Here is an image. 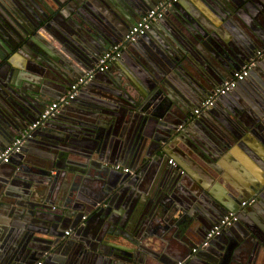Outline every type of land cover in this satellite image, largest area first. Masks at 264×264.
Here are the masks:
<instances>
[{
  "label": "water",
  "instance_id": "obj_1",
  "mask_svg": "<svg viewBox=\"0 0 264 264\" xmlns=\"http://www.w3.org/2000/svg\"><path fill=\"white\" fill-rule=\"evenodd\" d=\"M22 1L27 7L28 15H32L31 17L36 21V23H34L36 24V27H38L36 33L35 28H33V31H29L23 27L21 28L17 26L14 21L16 20L21 23L20 19L15 17L13 14L14 12L12 13L8 6L0 3V48L2 49H0V128H2L0 134L3 137L0 138L2 141L9 136L11 138L0 147V152L31 123L35 122L37 117L47 105L53 101H59L61 97L66 94L67 88L77 78L83 76L87 71H89L93 64L96 63L98 57L107 51L106 46L103 48L97 47V44H99L98 40H100L101 43L104 41V44L107 43L109 44V47H111L119 43L122 37L127 33L128 29L132 26L129 25L125 32L123 26L116 27L108 25L105 19H103L102 12L105 11L103 10V5L106 3L116 5L115 7L117 9V13L121 14L123 12L122 9L117 6L119 5L117 0ZM156 1L159 0H155V2ZM220 1L225 5L224 9L228 8L231 12L235 11L233 5H231L228 0ZM256 1L257 0H255V3H257ZM199 3L212 10L215 9L213 4H217L216 0H206L205 3L202 0H199ZM192 5L193 9H189L188 5L180 1L179 3L169 7L165 14L168 15L169 12L172 11L176 12L172 13L174 16L170 18V24L172 26L171 32L179 35L180 40L184 41V44L189 45L191 49L194 47V40L197 39L196 36H194L195 34H193V30L205 39L207 38V34H205L202 28L208 30V27L211 28L210 24L215 25L216 28L221 27V29H223L226 33L236 38L237 36L241 37V34H249L250 24L248 25V19L244 16L236 14L240 19V22L237 20L235 21L240 28L239 30L232 24V28L229 26V19L227 17H221L222 15L227 16L225 12L222 13V9L216 11V13L220 16L217 18L218 24H216L212 18L207 16L208 14L206 12H202L200 10L201 8H199L197 4L193 2ZM152 7L153 4L152 6L147 7L145 12ZM94 17L97 18L93 23L92 19ZM202 20L204 21L202 22ZM77 21H80V23L83 24V27ZM99 23L109 33L106 31L102 32L99 29ZM155 25L156 24H154L152 28H155ZM87 28H89V32L91 29L94 33L98 32L97 34H100V39H98V37L97 39H93L96 45L91 43L90 46L86 47L81 43L84 39L82 34L78 31L84 29L87 32ZM46 30L57 41L46 38L44 35ZM69 31H71V33H76L79 40L73 38V34L70 35ZM10 33L14 34L16 39L15 41L12 40ZM211 34L209 35L211 36ZM140 38H143V36L139 37V39ZM109 39H111V41ZM183 45L182 47L178 45L179 48H177V46L174 48L190 68L188 69V67L183 64L179 67L185 71L184 74L187 76H193L191 70L194 68L205 85L210 87L206 91V94H194L186 87L184 89L179 88V92L177 96H175L167 90L160 89L161 84L159 83L151 89V87L146 88L149 85L143 86L138 82L136 85L137 88L134 90V95L138 96L127 99L131 105L133 104V106L137 107L136 115L133 109L128 108L124 103L121 105L124 109L121 110V106L118 105H105L107 101L106 98H108L110 94H113V92H95L94 88L97 87L95 85V81H97L100 77L106 78V76H108L107 74L112 70L113 64L122 61L121 59L123 58L120 57L117 61L112 63L110 68L105 72L95 73L93 79L80 89L77 97L72 103H69L68 105H61V108L54 116L45 121L41 127H38L36 130L30 132L29 137L26 139L27 142H25L21 148V152L14 155L8 164L0 163L2 165L10 166L13 170V172L7 176V182H3L2 185L0 184V216L8 213L2 212V210H10L12 207L13 209L23 207V210L24 207L29 205V203L24 204V202L32 200L33 202H38L39 204L41 203L37 208L39 212L52 214L59 219L60 223L57 224L59 228L61 227V231L63 230L61 221L66 220L67 217L72 218L77 216L79 217V223H84L85 220H82L83 216L79 213V207L81 205L82 193L86 192L83 188V181L90 178V176L86 174L84 170L74 165L76 163L68 165L65 164V166L63 165L62 167L55 165L54 168L51 169L42 166L36 167L31 163H26L23 159L25 155L27 156V154H29V148L31 146L29 143L34 141L36 138L40 140V138L44 137L43 133L47 132V136H45L46 139H44V145L50 152H52L53 150L51 149V146L55 148L57 144H65L67 140L73 138L71 136L78 133L82 136L76 137L78 141H82L80 143L81 146H78L82 151L95 145L96 149H99V153L100 149H103V144L101 143L102 135L105 130L106 132L111 130L114 135V130H117L119 127L118 125L124 122L126 126L123 129L124 136H122L121 140L123 141L125 139V129L127 130L128 124H133L134 133L139 131L137 135H141L137 141L139 142L138 148L145 150L143 143H140V138L143 135L148 139L156 137H153L150 134V131L146 128L147 116L144 114L150 113L151 109L159 107L160 104L162 107V100L165 96H167L168 101H171L176 104V106L180 107V110L187 116L192 105L193 111L195 108L200 106L203 100H205L214 89L220 87L225 82L219 83V81H216V77L220 73L219 70L211 69L210 71L206 66H198V64L192 61L189 57V52H187ZM227 48L223 50L225 55L223 66L225 69H230L231 71L228 79L226 78V81H228L232 77L233 73L239 70L245 62H249V60L242 62L237 69H233V63L238 62L236 60L238 52L235 47L233 48L230 45ZM162 55L166 56L165 53H161L159 56L162 59ZM16 57H19L20 59L18 60L21 62H17V66L16 62H14ZM55 74L58 76L53 77ZM250 77L251 75L249 73L248 77L243 82L239 83L237 87L244 88V86L248 84L246 80H249ZM24 84H26L27 88L23 90ZM236 88L230 93L236 92ZM160 90L164 93L162 94ZM49 91L52 92L49 93ZM89 93H91V96L85 99ZM228 94L221 98L227 99L229 96ZM253 96L256 98V100L254 98L256 103L259 104V102H261L264 106L263 94L260 95L259 91H256ZM218 102L220 103L221 101L218 100ZM171 104L165 108V113L168 114L173 111ZM153 105H155V107ZM140 107L145 108L143 109L144 112ZM126 114L128 115V118H125ZM144 117L145 122L143 121ZM54 124H56L55 127H53ZM58 125H64V133L60 132ZM70 128H72V131L67 132ZM54 129L56 130L55 133L58 136H56V139L51 138L49 135V132ZM143 129H145L144 132ZM238 130L242 132V128ZM256 131L260 133L258 130ZM250 132L259 140L260 143L264 144V140L260 135L254 133L253 131ZM162 133L163 135L159 144L160 155L157 156L156 159H162L164 157L171 158L170 160H172L181 170L180 175L173 176V179L176 177L183 178L185 173V175L188 176L194 183L195 186L191 185L192 187L187 189V198L190 200H197V202L200 200H206V202H217L219 206L225 210L223 212L224 214L220 215V217L216 219L218 221L221 220L228 212L236 213L238 220L235 224L239 226L243 225L241 227L250 232V238L243 237V239L245 241L249 239L253 240L252 244L258 242L257 247L259 249L262 248L264 253V231L263 233L259 232V230L262 229V226H258V228L260 227L259 230L255 231V227L251 228V226L244 224V220L241 217L243 215L241 210L248 209V205L244 208H240L241 203L246 200L253 198L255 199L254 203H256V201L259 203L264 199V197H262V195H264V154L260 155L254 151V159L255 162L257 161L256 164H258L257 166H259L260 169V172H258L259 175H256V180L252 175L246 173H243L240 176L233 174L234 176L232 175L231 178V176L229 177L226 174V172H228L226 165H222L223 158L219 160V157L221 156V147H216L211 144V142L207 139V136L200 131L196 132L193 125L187 127L186 125H180L170 129L166 127L165 131ZM50 134L53 135L52 132H50ZM237 138L239 142L245 143L253 140L251 136L247 135V133L244 134V136ZM129 147V151H131V146ZM251 150L253 149L251 148ZM67 151L68 153L66 154V159H68L70 153L75 156L81 154V151L76 149H68ZM224 153H227V151ZM19 160L24 163L23 169L21 168V164L17 162ZM188 161H193L199 168L204 170L206 175L209 173V176L214 180L211 181V178L209 176L207 177L202 172L203 177L200 176L197 178L194 173L198 171V168L194 164H187ZM130 162L134 164L135 160L131 158L128 162L120 160V162L115 163H105V161H103L100 163V167L106 170L107 173H115L120 176H123L124 174L126 176L134 177L137 172L128 166L131 165ZM140 163L142 164V161ZM115 165L130 168L131 170H134L135 173L134 175H129L121 171L114 170L113 166ZM29 166L31 169L28 168ZM35 168L38 169L35 170ZM52 170L55 171L52 172L53 174H51ZM162 175L163 173L161 174V177ZM117 182L114 181L113 183ZM107 183L108 181L104 182V187ZM12 184L20 188L18 193H12V190L9 188ZM126 184V179L120 177V183L118 185H110L109 189H106V185L105 192H107L102 199L103 202L109 203L108 206L111 205L112 208H123V205H125V202L127 201V197L126 192H123L121 187ZM111 188L112 191H110ZM216 189H219V191H216ZM178 190L179 189H177V191ZM259 196L260 198H258ZM148 200L141 204V207L136 212V215L132 219H127L125 224L123 222L124 219L122 218L121 220L117 217L112 218V214L114 213L112 211L108 215V217H110V221L106 218V221L104 219V222H110L108 225H110V227L114 230H107V232L103 233V237L98 236L96 233L93 241H83L79 240L77 237L68 238V241L71 242V247H73L74 244V247L69 250H79L81 248L89 253L83 257V251L79 252L76 257V263L99 264L100 262H110L111 264H209L206 260L202 259L201 256H196V258H194L195 253L205 250L206 248H202L200 245L193 247V244L186 241V239L190 238L191 232L188 229V226H185L187 214L185 211L183 213H178L182 206L178 205L179 202L175 199L173 193L168 192L164 199L154 201V205H150ZM210 206L213 208L211 203ZM257 214L264 218L263 211ZM252 217L256 225H259L260 222L257 217ZM203 218H208L207 213H203ZM53 221L56 222V220ZM113 225L117 228L113 227ZM48 229L49 228H47V230ZM210 230L211 229L205 231L201 241L204 240L206 234ZM112 231L119 232V234H121L120 237L122 238L118 239V237L116 238L114 236V238L107 240L105 238L106 236H113ZM58 237L59 236L53 238L52 242H55V244H59L60 246L61 240L58 239ZM217 237L218 236L213 239H216ZM169 238L172 242H176L181 247L176 250H164ZM76 241L78 242L77 244L74 243ZM52 242H45L42 244L40 241L41 247L40 249L38 248V255L44 251L48 253V250L52 249L54 246ZM70 244L65 245V247H67L66 249H68ZM157 247H160L161 250H157ZM185 247H187V249L191 248L190 252H187ZM193 249H196V252L193 253ZM229 251L228 253H226L227 251H224V253L229 255V258L231 257L232 259L233 250H231V253ZM184 253H187L185 258L183 257ZM69 254L70 253H68V255ZM250 255L248 258V264H264V259L262 258L257 263L258 253L252 254L251 251ZM63 257L64 260L67 259L66 255ZM50 258L51 254L49 253L45 258L47 260L45 261V264L51 263L49 261Z\"/></svg>",
  "mask_w": 264,
  "mask_h": 264
},
{
  "label": "crops",
  "instance_id": "obj_2",
  "mask_svg": "<svg viewBox=\"0 0 264 264\" xmlns=\"http://www.w3.org/2000/svg\"><path fill=\"white\" fill-rule=\"evenodd\" d=\"M11 1L16 7V12L13 10V14L20 19L22 23L21 25L18 21L13 20L16 25L29 31H33V28H35L36 33L38 30L36 24H34L36 21L31 17L32 15H28L27 7L23 1L21 0V3L19 1L16 2L15 0ZM202 1L205 3L206 0ZM228 1L233 5L235 11L231 12L228 8L224 9L225 5L222 4L220 0H216L217 4H213L215 7L213 10L200 4L199 0H182L183 3L188 5L189 9H193V2L197 4L199 8H201L200 10L206 12L208 14L207 16L212 18L216 24H218L217 18L220 17L216 11L222 9V13L225 12L227 16L220 14L222 15L221 17H227L229 19V26L231 27L233 25L239 30L240 28L235 21L237 20L240 22V19L236 14L244 16L248 19V25L250 24L249 34H241V37L237 36L236 38L226 33L221 27L216 28L215 25L209 23L211 28L208 27V30L202 28L205 34H207V38L205 39L193 30V34H195L194 36H196L197 39L194 40V47L191 49L189 45L184 44V41L180 40L179 35L171 32L172 26L170 24V18L174 16L172 13L176 12H169L160 23L155 25V28H152L151 26L146 31V35L143 36V38H138L134 43H124V49L121 54V57L123 58L121 59L122 61L113 64L112 70L107 74L108 76H106V78L100 77L95 81L97 87L94 88V91H101L102 93L113 92V94H110L108 98H106L107 101L105 105L114 104V106H121L124 103L128 108L133 109L135 115L137 107L133 106V104L131 105L127 99L138 96L134 95V90L137 88L136 85L138 82L143 86L149 85L146 88L151 87V89L159 83L161 84L160 89L167 90L175 96H177L179 88L184 89L186 87L194 94H206V91L210 87L205 85L196 73V70H194V68L192 70L190 69L193 76H187L184 74L185 71L179 67L183 64L187 66L188 69L190 68L175 50V46L179 48V46L182 47L183 44V47L189 52L188 54L191 60L198 64V66H206L210 71L211 69L219 70L220 73L216 77V81H219V83L226 81L231 71L230 69H225L223 66L225 61L223 50L229 45L233 48L235 47L238 52V55H236V60L238 62L233 63V69H237L242 62L247 60L255 61V66L250 71L251 77L249 80H246L248 84H246L244 88L237 87L236 92L228 94L229 96L227 99L220 98L219 101L221 102L219 103L217 101L218 103L214 109L201 114L202 116L200 115L198 118L192 117L193 105L186 116L185 113L180 110V107L176 106V104L171 101H168L167 96H165L162 100V107L160 104L159 107L151 110L149 109L151 111L150 113L146 112L147 114H144L147 116L146 128L150 131V134L153 137H156L148 139L143 135L144 137L142 136L140 138V143H143L145 150L138 148L139 142L137 141L141 135H137L139 131L134 133L133 124H128L127 130L125 129V139L123 141L121 140L122 136H124L123 129L126 126L124 122L118 125L119 127L117 130H114V135L111 130L109 132H106L105 130L102 135L101 143L103 144V149H100L99 153V149H96L95 145L82 151L78 147L81 146L80 143L82 141L76 139V137L80 136L78 133L71 136L73 138L67 140L65 144H57L55 148L51 146V149L53 150L52 152H50L44 145V139H46L45 136H47V132L43 133L44 137L40 138V140L36 138L34 141L30 142L29 144L31 146L29 148V154H27V156L25 155L23 159L26 163H31L36 167L42 166L50 169L54 168L55 165L62 167L63 165L65 166V164L76 163L74 165L84 170L86 174L90 176V178L83 181V188L86 192L82 193L81 205L79 207V213L82 214V216H85L86 220L84 223H79V217H67L66 220L61 221V224L63 225V230L61 231V227L59 228L57 224L60 223L57 217L52 214H44L38 211L37 208L41 203L39 204L38 202L30 200L24 202V204L29 203V205L24 207L23 210V207H18V209H13L12 207L10 210H2V212L8 213L0 216V264H45V261H47L45 258L49 253L51 254V258L49 259L51 262L50 264H77L76 257L79 252L83 251V257L89 253L81 248H78L79 250H69L74 247V244L73 247H71V242L68 241V238L77 237L79 240L93 241L96 233L98 236L103 237V233L107 232V230H114L108 225L110 222H104V219L105 221L106 218H108V220L110 219L108 215L112 211L114 212L112 218L117 217L120 218V220L122 218L124 219L123 222L125 224L127 219H132L136 215V212L143 202L149 199L148 202L150 205H154V201L164 199L168 192L173 193L175 199L179 202L178 205L182 206L181 208L179 207L180 209L178 213H183L185 211L187 214L185 226H188V229L191 232L190 238L186 239V241L193 244V247L201 245V240L205 231L212 229L213 226L219 222L216 219L224 214L223 212L225 210L215 201L206 202V200H200L197 202V200L188 199L186 195V193H188L187 189L192 187L191 185H194V183L186 175H184L183 178L176 177L173 179V176L180 175V168L168 164V160L171 158L164 157L162 159H156V157L160 155L159 144L163 135L162 132L165 131L166 127L170 129L180 125H186V127L193 125L196 132H202L207 136V139L211 144L216 147H221V156L219 157V160L223 158L222 165L225 164L228 168L226 174L229 177L231 176L232 178L233 174L240 176L241 174L246 173L252 175L256 180V175H259L258 172H260V169L259 166H257L258 164H256L257 161L255 162L254 157L255 152L260 155L264 154V144L260 143L250 131L260 135L264 140V106L261 102H259L260 105L256 103V98L253 96L256 91H259L260 95L263 94L264 96V0H257V3H255V0ZM117 2L123 11L121 14L118 13V15H124L125 18L123 19L128 18L130 20V23L124 26L126 32L128 26L136 23L139 17L147 10V7L152 6V4L154 6L157 1L117 0ZM20 13L23 16H20ZM24 18L29 20L26 21ZM203 21L204 20H202V22ZM77 22L83 27V24L80 23V21ZM99 29L104 32L102 28L99 27ZM78 32L82 34L84 41L82 40L81 43L86 47L90 46L91 43L96 45L93 39H97V37L98 39L101 38L100 34L98 35L97 32L95 34L91 29L89 32V28H87V32L84 29L81 31L79 30ZM69 34H73V38L79 40L76 33H71V31H69ZM209 34H211V36ZM10 35L12 40L15 41L14 34L10 33ZM44 35L48 39L50 38L57 41L47 30L44 32ZM123 37L120 42L123 40ZM109 40L111 41V39ZM98 41L99 44H97V47H109V44H104V41L103 43H101L100 40ZM258 50L263 51V56L261 58H255L257 57L255 52ZM160 52L165 53L166 55H162L163 59L159 56L161 55ZM18 59L20 58L16 57L14 60L16 66L18 63H21ZM160 91L162 94L164 93L162 90ZM51 92L52 91H49V93ZM90 96L91 93H89L85 99ZM54 102L57 101H53L52 103ZM170 104L173 111L167 114L165 113V108L170 106ZM153 106L155 107V105ZM121 109H124V107L121 106L120 110ZM143 109L145 108H141L144 112ZM125 118H128L127 114ZM143 121L145 122V117L143 118ZM55 126L56 124H54L53 127ZM58 126L60 132L64 133V125ZM240 127L242 128V132L238 130L241 129ZM1 129L2 128H0V133ZM144 130L145 129H143V132ZM55 131V129L50 131L53 135L49 132L50 137L53 139H56L57 136ZM71 131L72 128L68 129L67 132ZM246 133L251 136L253 140L247 141V143L239 142L237 137L244 136ZM0 137L3 138L1 134ZM1 138L0 147L3 146L6 141L11 139L10 136L6 137L3 141ZM25 142H27V140ZM129 146H131V151H129ZM251 148L253 150H251ZM68 149H76L81 151V154H79L80 156H75L70 153L68 159H66ZM225 151H227V153H224ZM131 158H133L135 162L134 164L130 162L131 165L128 166L137 172L134 177L126 176L124 174L123 176H120L115 173H107L106 170L100 167V163L103 161H105V163H115L120 162V160L128 162ZM20 161L21 160L17 162L21 164V168L23 169L24 163ZM141 161L142 164L140 163ZM188 163L192 165L194 164L198 168L196 173L199 176L193 172L197 178L200 176L203 177L202 173H205L202 168H199L193 161H188L187 164ZM28 168L31 169L30 166ZM36 169L38 168H35V170ZM12 172L13 170L10 166L0 164L1 185L3 182H7L6 178ZM52 172L55 171L52 170L51 174H53ZM162 173L163 175L161 177ZM209 175L210 174L207 173L206 176L208 177ZM120 177L127 181V184L121 187L123 192H126L127 201L125 202V205H123V208H112L111 205L108 206L109 203H104L102 200L107 192H105V187L107 185L106 189H109L110 185H118L120 183ZM210 178L211 181L214 180L212 177ZM105 181H108V183L104 187ZM114 181L118 182L113 183ZM9 188L12 190V193H18L20 190V188L14 186V184L9 186ZM177 189L179 190L177 191ZM110 191H112V188ZM216 191H219V189H216ZM262 197H264V195H262ZM258 198H260V196ZM210 203L215 210L210 206ZM250 205L247 206L248 209H240L243 213V215L241 214V217L244 220V224L251 226V228L255 227V231L259 230L260 227L258 228V226H262L261 228L263 230L261 229L259 232L263 233L264 218L260 217L257 213L264 212V199L259 203L256 201V203ZM204 212L208 215V218L206 219L203 218ZM252 216L257 217L260 222L259 225H256ZM53 220H56V222ZM241 226L233 224L229 229H224L225 231L223 230L224 232L220 236L216 239L210 240V244H208L205 250L195 253L194 258H196V256H201L202 259L206 260L209 264H248V258L251 256L250 254L252 251V254L258 253L257 263L261 258L264 259L262 248L259 249L257 247L258 242L252 244L253 240L249 239L245 241L243 239V237H249L250 232L246 231ZM113 227H115V225H113ZM47 228L49 229L47 230ZM66 231H70L69 236H65L64 233ZM112 233L113 236H106V234V237H104L107 240L114 238V236L116 238L118 237V239L122 238L120 237L121 234H119V232L112 231ZM57 236H59L58 239L61 240L60 246L59 244L52 242L53 238H56ZM40 241L42 244L45 242H52L54 246L52 249L48 250V253L44 251L38 255V248L40 249L41 247ZM74 243L77 244L78 242L76 241ZM67 244H70L68 249L65 247ZM180 247L181 246L174 241L172 242L169 238L164 250H176ZM185 249H187V247H185ZM190 249L188 248L186 251L190 252ZM157 250L160 251V247H157ZM231 250H233L234 255H232V259L226 254L228 251L231 253ZM224 251L227 252L224 253ZM68 253L70 254L68 255ZM63 254L66 255V260L63 259ZM184 254L183 257L185 258L187 253ZM99 264L111 263L100 262Z\"/></svg>",
  "mask_w": 264,
  "mask_h": 264
},
{
  "label": "built area",
  "instance_id": "obj_3",
  "mask_svg": "<svg viewBox=\"0 0 264 264\" xmlns=\"http://www.w3.org/2000/svg\"><path fill=\"white\" fill-rule=\"evenodd\" d=\"M180 1L181 0H159L151 9L141 15L136 23H134L128 29L121 42L109 47L106 52L101 54L96 66L93 69H90L83 76L77 78L69 86L68 92L59 101L47 105L37 117L35 122L31 123L0 152V163L8 164L14 155L21 152V148L23 147L26 139L29 137L30 132L36 130L38 127H41L45 121L54 116L59 111L61 105H68L76 97L79 89L93 79L95 73L106 71L112 62L118 60L121 57L122 50L124 49V43H134L139 37L143 36L152 25L157 24L161 20L169 7L179 3ZM258 56H260L259 52L257 53V57ZM254 66V60L245 63L239 70L233 73L232 77L228 81H225L220 87L214 89L208 95V97L203 100L200 106L192 111V114L199 117L201 114L211 109L216 103L217 99L227 95L232 90H234L239 83L243 82L248 77ZM168 164L176 166L172 160H169ZM113 169L129 175H134L135 173L134 170H131L127 167H122L120 165L113 166ZM254 202L255 199L253 198L246 200L241 203L240 208H244L247 205L253 204ZM85 219L86 218L83 216L82 220ZM237 220V215L234 212L223 216V218L219 220V222L206 234L200 247L206 248L211 239L219 236L224 229L230 228L237 222ZM64 234L65 236H69L70 231H66ZM192 252H196V249H193Z\"/></svg>",
  "mask_w": 264,
  "mask_h": 264
},
{
  "label": "flooded vegetation",
  "instance_id": "obj_4",
  "mask_svg": "<svg viewBox=\"0 0 264 264\" xmlns=\"http://www.w3.org/2000/svg\"><path fill=\"white\" fill-rule=\"evenodd\" d=\"M16 1V0H15ZM17 1H19L20 3H21V0H17ZM127 1V0H126ZM130 1V0H129ZM182 1V0H181ZM12 4H11V3ZM0 3H2L3 5H6V6H8V8L10 9V11L13 13V10H14V12H16V7H13L14 5H13V2L11 1V0H0ZM20 3H18V4H20ZM26 3V2H25ZM103 5V4H102ZM104 6V9L103 10H105L104 12H102V14H103V19H105V21H106V23L108 24V25H113V26H116V27H120V26H125V25H127L129 22H130V20L127 18V19H123V18H125V16L124 15H118V13H117V9H116V5H110V4H108V3H106V4H104L103 5ZM117 6H119V5H117ZM168 11V9L166 10V12ZM166 12L164 13V15H163V17L161 18V20L165 17V14H166ZM20 16H23V15H21V13L19 14ZM16 17V16H15ZM17 18V17H16ZM96 18L97 17H94L93 19H92V22L94 23V21H96ZM100 20V19H99ZM160 20V21H161ZM1 21V20H0ZM159 21V22H160ZM158 22V23H159ZM36 23V22H35ZM157 23V24H158ZM99 25H100V23H99ZM100 27L102 28V30L103 31H106L107 33H109L106 29H104L101 25H100ZM152 27H153V25H152ZM38 28V27H37ZM98 33V32H97ZM96 34V33H95ZM146 34V33H145ZM145 34L143 35V36H145ZM107 50H108V47H107ZM257 52H259L260 53V56H258V57H255V58H261L264 54H263V51L262 50H258ZM257 52H255V54L257 55ZM254 54V55H255ZM263 54V55H262ZM101 56V55H100ZM100 56L98 57V59H97V61H96V63L95 64H93V66H92V68L91 69H93L95 66H96V64H97V62H98V60H99V58H100ZM117 61V60H116ZM112 63H114V62H112ZM112 63L110 64V66L112 65ZM110 66L108 67V69L110 68ZM107 69V70H108ZM105 72V71H104ZM56 76H58L57 74H55L53 77H56ZM87 85V84H86ZM25 88H27L26 87V84H24L23 85V90L25 89ZM82 88V87H81ZM80 88V89H81ZM68 89H69V87L67 88V91H66V93L68 92ZM80 89H79V91H80ZM79 93V92H78ZM78 95V94H77ZM77 95H76V97H77ZM75 97V98H76ZM74 98V99H75ZM73 99V100H74ZM220 99V98H219ZM219 99H217V101L219 100ZM73 100L70 102V103H72L73 102ZM217 101H216V103L214 104V106L211 108V109H209L208 111H210V110H212V109H214V107H216V105H217ZM207 111V112H208ZM192 117H194V118H198V116H194L193 114H192ZM184 175H185V173H184ZM85 217V216H84ZM86 218V217H85ZM86 220V219H85Z\"/></svg>",
  "mask_w": 264,
  "mask_h": 264
}]
</instances>
